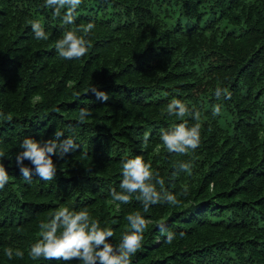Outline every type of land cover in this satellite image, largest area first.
<instances>
[{
    "label": "trees",
    "instance_id": "16d2710c",
    "mask_svg": "<svg viewBox=\"0 0 264 264\" xmlns=\"http://www.w3.org/2000/svg\"><path fill=\"white\" fill-rule=\"evenodd\" d=\"M65 11L55 16L45 0H0V151L9 173L0 190V264H65L29 255L39 224L61 207L87 209L113 229L112 243L128 230L127 215L141 212L151 223L132 264H264V0H82L72 25L63 23ZM35 20L47 40L35 39ZM89 22L87 55L62 59L56 41ZM93 86L109 99L98 100ZM218 87L231 99L218 100ZM174 98L201 116L200 146L186 155L160 140L180 122L167 114ZM82 107L92 115L79 123ZM55 131L79 147L53 156L52 181L34 171L26 181L16 164L20 143L47 141ZM135 155L179 204L145 213L136 194L128 204L112 201L122 162ZM189 161L191 175L179 168ZM162 221L175 234L171 244ZM8 247L23 258L9 259Z\"/></svg>",
    "mask_w": 264,
    "mask_h": 264
},
{
    "label": "clouds",
    "instance_id": "9594fccd",
    "mask_svg": "<svg viewBox=\"0 0 264 264\" xmlns=\"http://www.w3.org/2000/svg\"><path fill=\"white\" fill-rule=\"evenodd\" d=\"M82 0H45L46 6L54 9V15L60 16L61 10L66 9L63 15V23L72 25L75 23V11ZM93 22L78 29L66 31L62 38L55 43L58 55L65 60L76 59L87 55L92 47L91 41L87 39L88 34L94 29ZM31 29L36 40H47L48 35L42 23L38 20L31 22ZM80 33V34H78ZM71 86V85H69ZM98 100L107 101L108 93L98 90L95 86L89 89ZM215 96L231 99V93L227 89L217 88ZM79 95L78 93L76 94ZM221 113V105L213 107L212 114L217 116ZM167 114L177 117L180 122L173 127L162 130L160 140L168 152H176L186 155L189 150L195 151L201 143L202 126L199 123L200 112H189L188 106L179 99H172L167 105ZM92 115L88 107H82L79 111L78 122L84 123L86 117ZM191 115L197 121L189 125L185 117ZM10 120L11 118L8 117ZM64 133L55 131L53 137L47 141H38L31 137H25L20 143V151L16 154V164L20 169L22 177L31 182L33 171L41 180L52 181L56 177L57 165L53 156L63 158L69 152H74L79 147L76 140L71 137L62 139ZM149 133L145 132L144 141L147 142ZM6 154L0 151V190L9 182V173L5 168L2 158ZM28 160L32 167L24 164ZM193 163L181 162V171L192 174ZM121 191H111L113 202L119 204L131 203L132 197L143 204V211L147 213L150 206L169 203L179 204L175 195L165 189V181L159 172L152 168L150 162H146L141 155H135L122 162ZM159 186V187H157ZM188 189H184L187 195ZM117 204V208H119ZM129 228L122 233L118 243L110 242L115 233L110 227H102L100 221L93 219L87 209L72 210L69 207H61L54 212L47 222L39 224V238L31 245L29 255L33 260H63L65 264L73 260H79L81 264H132V257L142 248L144 234L151 221L141 212L136 211L127 215ZM160 231L166 233L165 243L171 244L175 234L167 231L164 222L159 224ZM184 235L183 232L180 233ZM4 254L12 259L14 256L23 258L24 252L20 249L15 251L8 247Z\"/></svg>",
    "mask_w": 264,
    "mask_h": 264
},
{
    "label": "rangeland",
    "instance_id": "374dc122",
    "mask_svg": "<svg viewBox=\"0 0 264 264\" xmlns=\"http://www.w3.org/2000/svg\"><path fill=\"white\" fill-rule=\"evenodd\" d=\"M105 202L108 203V200H106Z\"/></svg>",
    "mask_w": 264,
    "mask_h": 264
}]
</instances>
